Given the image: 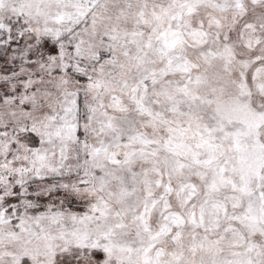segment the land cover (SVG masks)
<instances>
[{"label": "snow or ice", "instance_id": "obj_1", "mask_svg": "<svg viewBox=\"0 0 264 264\" xmlns=\"http://www.w3.org/2000/svg\"><path fill=\"white\" fill-rule=\"evenodd\" d=\"M0 264H264V0H0Z\"/></svg>", "mask_w": 264, "mask_h": 264}]
</instances>
